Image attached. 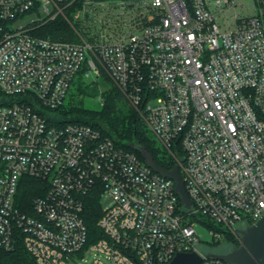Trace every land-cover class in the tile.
Returning <instances> with one entry per match:
<instances>
[{
	"label": "built area",
	"instance_id": "built-area-1",
	"mask_svg": "<svg viewBox=\"0 0 264 264\" xmlns=\"http://www.w3.org/2000/svg\"><path fill=\"white\" fill-rule=\"evenodd\" d=\"M35 10L45 17L15 24ZM60 15L95 29L36 34ZM101 72L179 165L190 209L136 152L49 121L80 73ZM0 91V249L22 244L37 264H166L182 252L231 264L206 256L198 228L217 241L264 214V0H0ZM25 176L42 181L31 201ZM92 193L110 198L99 237L84 217Z\"/></svg>",
	"mask_w": 264,
	"mask_h": 264
},
{
	"label": "trees",
	"instance_id": "trees-1",
	"mask_svg": "<svg viewBox=\"0 0 264 264\" xmlns=\"http://www.w3.org/2000/svg\"><path fill=\"white\" fill-rule=\"evenodd\" d=\"M36 34L57 40L77 39L71 26L63 19L56 18L36 29ZM81 74V73H80ZM111 90L105 92L101 108L93 109L83 105L64 106L45 111L52 124H64L68 122L84 123L100 130L104 135L111 137L118 145L136 152L144 159L142 153L130 146L138 143L147 147L154 155L155 160L163 167L173 168L176 164L173 156L168 153L153 137L152 132L145 123L140 110L135 107L124 92L116 84H112ZM88 93V92H87ZM0 91V95H1ZM22 186V199L31 201L35 196L43 194L40 186L42 181L25 176ZM102 214V203L96 193H92L86 202L84 217L92 236H102L98 226V220ZM251 221L249 224H253ZM211 226H214L210 223ZM218 229V227H215ZM224 238L235 249L241 245L242 235L233 231L223 230ZM216 241V240H214ZM216 242H220L217 240ZM215 242V243H216ZM0 264H37L27 249L20 244L13 251L0 249Z\"/></svg>",
	"mask_w": 264,
	"mask_h": 264
},
{
	"label": "rangeland",
	"instance_id": "rangeland-1",
	"mask_svg": "<svg viewBox=\"0 0 264 264\" xmlns=\"http://www.w3.org/2000/svg\"><path fill=\"white\" fill-rule=\"evenodd\" d=\"M89 16V15H88ZM45 17V13L43 11H31L30 13L26 14L22 18H19L15 24L17 26L27 25L34 20H39L40 18ZM57 18L65 20L72 28L75 35H78L77 30L84 36L88 37V33L93 31L95 28L87 23L88 25H81L78 26L73 25L70 21L63 15L58 16ZM72 18V17H71ZM94 28V29H93ZM112 84H115L114 80L111 78L109 74L106 72H101V76L94 77V76H86L85 73L79 74L64 102V106H72V105H83L93 109H99L102 106V99L105 96V92L111 90ZM88 92V93H87ZM5 100V98L0 95V101ZM50 111V110H48ZM153 137L155 138L154 134L152 133ZM102 207H107L110 203V198L108 196H103L101 199ZM248 225L240 224L239 229H246ZM199 232L204 241L202 249L207 253H225L229 252L231 246L227 243V240L221 239L220 242L213 241V235L208 232L207 229L199 227ZM224 229V228H221ZM231 232V231H230ZM235 233H240L236 231ZM241 234V233H240ZM216 242V243H215ZM95 252H89L86 254L83 260L80 259L82 263L92 261L95 258Z\"/></svg>",
	"mask_w": 264,
	"mask_h": 264
},
{
	"label": "water",
	"instance_id": "water-1",
	"mask_svg": "<svg viewBox=\"0 0 264 264\" xmlns=\"http://www.w3.org/2000/svg\"><path fill=\"white\" fill-rule=\"evenodd\" d=\"M130 146L140 151L146 163L155 171L175 181L176 191L184 207L190 209L192 207V200L186 191L179 165L175 164L173 168L168 169L161 166L155 160L154 155L146 146L138 143H131ZM236 230L242 235L241 245L239 247L226 253H209L206 256L217 257L231 264H264V214L246 229L236 228ZM203 259V256L198 252H182L178 253L166 264H199Z\"/></svg>",
	"mask_w": 264,
	"mask_h": 264
},
{
	"label": "flooded vegetation",
	"instance_id": "flooded-vegetation-1",
	"mask_svg": "<svg viewBox=\"0 0 264 264\" xmlns=\"http://www.w3.org/2000/svg\"><path fill=\"white\" fill-rule=\"evenodd\" d=\"M226 253V252H225Z\"/></svg>",
	"mask_w": 264,
	"mask_h": 264
}]
</instances>
